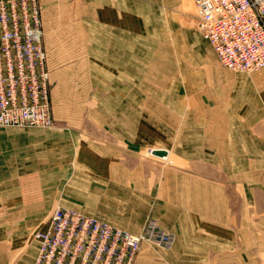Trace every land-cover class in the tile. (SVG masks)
<instances>
[{
  "label": "crops",
  "instance_id": "0c3cea01",
  "mask_svg": "<svg viewBox=\"0 0 264 264\" xmlns=\"http://www.w3.org/2000/svg\"><path fill=\"white\" fill-rule=\"evenodd\" d=\"M215 67L225 74L199 77L185 106L107 89L90 123L52 108L50 129L0 127V261L34 264L32 234L61 205L133 233L150 217L174 234L170 249L143 243L134 264H253V244L264 247V68ZM146 149L165 150L150 154L166 163Z\"/></svg>",
  "mask_w": 264,
  "mask_h": 264
},
{
  "label": "rangeland",
  "instance_id": "374dc122",
  "mask_svg": "<svg viewBox=\"0 0 264 264\" xmlns=\"http://www.w3.org/2000/svg\"><path fill=\"white\" fill-rule=\"evenodd\" d=\"M37 1L51 108L68 124L94 120L93 110L106 107L107 89L144 92L147 102L148 95L159 94L167 102L163 108H175L201 91L199 77L225 74L218 72L216 55L197 28L192 0ZM124 102L129 101L115 100L114 107ZM150 153L154 149L142 155L161 161ZM263 250L253 244V264H264Z\"/></svg>",
  "mask_w": 264,
  "mask_h": 264
},
{
  "label": "built area",
  "instance_id": "2783aa9c",
  "mask_svg": "<svg viewBox=\"0 0 264 264\" xmlns=\"http://www.w3.org/2000/svg\"><path fill=\"white\" fill-rule=\"evenodd\" d=\"M196 25L219 64L264 68V0H192ZM37 0H0V127L50 129L49 69ZM37 242L34 264H134L143 243L169 249L174 234L149 219L133 233L57 205Z\"/></svg>",
  "mask_w": 264,
  "mask_h": 264
},
{
  "label": "water",
  "instance_id": "95a60500",
  "mask_svg": "<svg viewBox=\"0 0 264 264\" xmlns=\"http://www.w3.org/2000/svg\"><path fill=\"white\" fill-rule=\"evenodd\" d=\"M165 153H166V151L163 149L154 150V154H157V155H164Z\"/></svg>",
  "mask_w": 264,
  "mask_h": 264
},
{
  "label": "bare ground",
  "instance_id": "6f19581e",
  "mask_svg": "<svg viewBox=\"0 0 264 264\" xmlns=\"http://www.w3.org/2000/svg\"><path fill=\"white\" fill-rule=\"evenodd\" d=\"M186 3H187V0H186ZM188 6H189V5H188ZM188 6H187V7H188Z\"/></svg>",
  "mask_w": 264,
  "mask_h": 264
}]
</instances>
